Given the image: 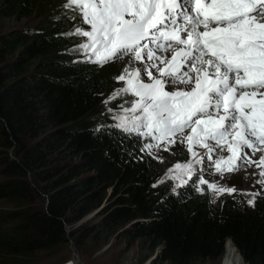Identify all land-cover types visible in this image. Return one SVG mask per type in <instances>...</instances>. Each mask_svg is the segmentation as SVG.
Returning <instances> with one entry per match:
<instances>
[{
	"label": "trees",
	"instance_id": "obj_1",
	"mask_svg": "<svg viewBox=\"0 0 264 264\" xmlns=\"http://www.w3.org/2000/svg\"><path fill=\"white\" fill-rule=\"evenodd\" d=\"M65 2L0 0V264L117 235L165 264L219 261L229 239L245 264H264V193L247 206L197 191V175L175 186L154 155L128 138L121 147L123 134L103 127L113 121L98 125L114 72L72 51L83 41L66 35L78 16ZM32 18L34 27L2 29Z\"/></svg>",
	"mask_w": 264,
	"mask_h": 264
},
{
	"label": "snow or ice",
	"instance_id": "obj_2",
	"mask_svg": "<svg viewBox=\"0 0 264 264\" xmlns=\"http://www.w3.org/2000/svg\"><path fill=\"white\" fill-rule=\"evenodd\" d=\"M63 7L81 17L66 35L84 38L72 49L82 62L128 58L114 77L123 86L103 101L131 96L107 109L113 123L103 126L123 134L122 148L128 138L151 155L179 140L192 157L174 166L179 185L205 157L212 166L216 154L221 175L239 161L260 169L264 186V0H66ZM245 149L261 155L254 160ZM202 171L197 191H205L200 185L214 196L236 191L210 183ZM247 194L254 204L259 193Z\"/></svg>",
	"mask_w": 264,
	"mask_h": 264
},
{
	"label": "rangeland",
	"instance_id": "obj_3",
	"mask_svg": "<svg viewBox=\"0 0 264 264\" xmlns=\"http://www.w3.org/2000/svg\"><path fill=\"white\" fill-rule=\"evenodd\" d=\"M58 1L59 0H56L55 4H57ZM60 2L62 4L63 0H60ZM53 11H56V9L53 8ZM77 16L76 24L80 25L81 17L78 13ZM37 22L38 20H33V18L20 23L7 21L4 23V27L2 29L3 31H9L14 27H34ZM80 38H82V41L84 40L83 37ZM127 63L128 58L125 57L123 60H114L112 62L105 63V65L107 64L106 66H111L113 68H111V70H113L114 76H118L121 74L122 69L125 65H127ZM115 82V89L123 86L122 82L117 80ZM110 94H108V96ZM122 99L130 100L131 96L118 98L111 101L109 104H105L102 109L98 125H101L102 121L104 120L112 121L111 114L107 111V109L115 108V106L120 103ZM161 144L163 145V142H161ZM197 150L199 151V149ZM245 150L253 159L251 150ZM203 151L204 150L201 149L200 152L203 153ZM219 154L224 156L228 155L226 151ZM152 155H154L159 160L161 179L170 180L175 186H178L179 181L172 179L171 176L178 171V169L174 167L176 164H184L192 159L190 152L187 150L186 144L177 140L175 143L168 145L167 150L163 146L158 149H153ZM215 159L216 154L213 155V164L210 166L208 159L205 157L203 165L196 166L198 172L194 175L199 176V169L202 167L204 179L208 180L210 183H216L222 187L235 188L236 191L232 192L231 195L239 197L244 205L252 206L253 204L249 205L247 203L249 199H252V196L248 195L247 193L258 192L259 195L264 193V186L257 182L260 179V169L254 165L241 167L244 163H240L238 161L237 163L239 164V167L236 170L226 171L223 173V175H221L215 169ZM255 159L257 158L255 157ZM169 169L173 170L172 173H169ZM223 194L229 193L224 192L219 195H213V197L218 200V198ZM259 195L256 196L255 201ZM1 207L4 208L0 205V208ZM93 216L94 213L86 217L80 223L92 221ZM67 237L70 238V235L68 234ZM96 239L97 237H93L88 240V243L77 246L76 242L70 238L69 241L63 243L57 248L39 254L37 257V264H146L147 262H149V264H165L162 261L161 255L158 253V251L154 253L148 251L144 245H142L139 241H135L130 236L117 235L111 237L109 240ZM147 258L148 260L143 263ZM220 262L221 260L208 261L206 264H220Z\"/></svg>",
	"mask_w": 264,
	"mask_h": 264
},
{
	"label": "bare ground",
	"instance_id": "obj_4",
	"mask_svg": "<svg viewBox=\"0 0 264 264\" xmlns=\"http://www.w3.org/2000/svg\"><path fill=\"white\" fill-rule=\"evenodd\" d=\"M199 151H201V149H199ZM260 155L261 153L257 151L255 155H253V159L255 160V157L258 159V156ZM243 166H249V165L244 163L241 167ZM220 264H245L242 255L240 254V252L238 251V249L235 247V245L232 243L231 240H228L225 244V252L222 256Z\"/></svg>",
	"mask_w": 264,
	"mask_h": 264
},
{
	"label": "water",
	"instance_id": "obj_5",
	"mask_svg": "<svg viewBox=\"0 0 264 264\" xmlns=\"http://www.w3.org/2000/svg\"><path fill=\"white\" fill-rule=\"evenodd\" d=\"M97 212V211H96ZM96 212H94V214L96 213ZM230 240V239H229ZM146 264H149V262H147Z\"/></svg>",
	"mask_w": 264,
	"mask_h": 264
}]
</instances>
